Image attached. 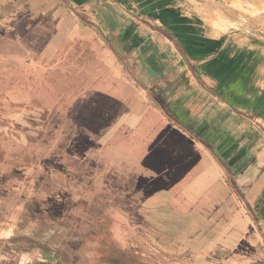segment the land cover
Segmentation results:
<instances>
[{
    "label": "crops",
    "instance_id": "obj_1",
    "mask_svg": "<svg viewBox=\"0 0 264 264\" xmlns=\"http://www.w3.org/2000/svg\"><path fill=\"white\" fill-rule=\"evenodd\" d=\"M189 3L0 0V99L47 110L44 138L99 141L82 162L99 178L84 180L116 186L77 200L118 204L44 237L1 218L0 264H160L173 260L143 250L175 234L264 245L261 66L241 38L199 28ZM136 193L153 200L127 224Z\"/></svg>",
    "mask_w": 264,
    "mask_h": 264
},
{
    "label": "rangeland",
    "instance_id": "obj_2",
    "mask_svg": "<svg viewBox=\"0 0 264 264\" xmlns=\"http://www.w3.org/2000/svg\"><path fill=\"white\" fill-rule=\"evenodd\" d=\"M189 5L199 28L226 34L228 39L234 35L241 38L238 40L248 50L247 54L256 58L254 66L260 64L257 83L262 94L255 118L258 129L264 133V0H190ZM37 109L33 112L31 107L10 108L0 99V219L8 217L16 223L19 218L18 232L30 227L32 236L44 237L60 228L71 214H82L84 219L87 212L100 215L103 209L115 205V200H101L100 195L89 201H80L77 197L92 187L106 191L116 185L112 184V179L106 185H87L84 178H99L100 171L91 173L82 169V162L93 158L87 153L97 150L99 141L80 134L65 139L60 136L55 140L44 138L50 132L49 113ZM33 113L36 116L34 122ZM38 128L42 130L41 135L35 133ZM133 196L124 201L128 212L126 218L131 219L127 224L133 223V218L144 219L132 208L146 214L139 208H145L153 200L136 197L138 193ZM156 200L161 204L160 200L164 199L157 197ZM85 219L89 220L86 216ZM190 239L175 234L172 242L161 244L158 239L159 245L155 243L143 252L164 254L173 260L160 261V264H264V245L253 249L250 245L247 247L248 241H240V245L235 241L236 247H233L232 242L225 240L204 243Z\"/></svg>",
    "mask_w": 264,
    "mask_h": 264
}]
</instances>
